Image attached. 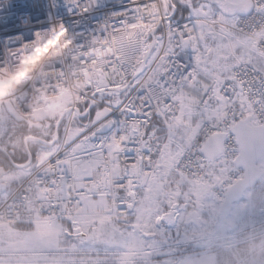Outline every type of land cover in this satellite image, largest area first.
Segmentation results:
<instances>
[{
	"label": "built area",
	"instance_id": "built-area-1",
	"mask_svg": "<svg viewBox=\"0 0 264 264\" xmlns=\"http://www.w3.org/2000/svg\"><path fill=\"white\" fill-rule=\"evenodd\" d=\"M51 2L0 0V61L6 49L30 44L36 33H50L59 23L69 37L59 51L48 47L39 55L29 49L5 65L6 71H0L7 92L0 96V138L9 121L5 101L37 115L51 99L66 95L69 125L81 117V102L110 109V115L83 133L93 144L86 149L91 153L84 155V163L98 161L92 177L78 186V168L64 162L70 155L63 145L54 157L41 161L16 191L1 193L0 223L74 218L85 208V197L102 193L111 200V217L142 219L145 213L147 218L156 213L157 222L171 229L183 208L176 200L160 201V197L165 198L164 186L173 182V173L180 175L179 183L209 185L217 195L242 177V169L235 164L239 149L232 129L247 115L257 124L264 122V70L257 67L262 59L264 65V0H252L249 14L233 16L230 22L217 20L223 29L244 34L252 42L253 53L230 68L229 78L202 74L195 54L201 49L195 18H174L173 11L166 9L168 0H151L157 11L149 18L150 30L125 57L119 66L122 70L100 78L90 64L68 57L75 45L87 47L93 36L103 38L105 25L118 26L123 17L116 14L130 9L131 0H99L83 14L69 12L66 0H59L55 9ZM215 13L220 19L221 13ZM157 28L162 33L152 42ZM122 92L126 93L123 97L119 96ZM184 102L199 108L211 106L215 111L204 112L199 124L185 130L183 150L174 151L175 132L167 119L179 118L178 108ZM107 122L113 128L103 133L100 129ZM220 133L226 135L225 152L211 160L204 149L207 140Z\"/></svg>",
	"mask_w": 264,
	"mask_h": 264
},
{
	"label": "rangeland",
	"instance_id": "rangeland-1",
	"mask_svg": "<svg viewBox=\"0 0 264 264\" xmlns=\"http://www.w3.org/2000/svg\"><path fill=\"white\" fill-rule=\"evenodd\" d=\"M221 1L222 2L220 3L225 2L223 0ZM228 1L230 5L239 3V0ZM226 5L227 6H224L223 14L227 17L231 11L233 12L235 10H233L234 7L229 6L228 3ZM214 7L211 17L196 22L202 38V48L204 49L208 47V60L213 63V65H206L204 70L207 73L210 71L217 72L218 67L221 66V73L229 76L228 69L237 62V58L234 54L231 55L232 49L230 44H232L235 50H237L236 55L238 57L244 56V54L246 55L247 48L246 46L241 47V43L239 41L237 42L227 30L219 27L218 21L214 19L213 13L216 8ZM217 8L223 9V5L219 4ZM191 15H194V11ZM211 39L214 40L210 44ZM242 39L244 40L245 38L243 37ZM219 41L220 45L218 52H216V46ZM201 55L202 54L198 56L201 57ZM56 103V100L51 102L52 112L50 116L46 118L45 122L40 121V123L43 122L44 124V130L41 132L42 140H37L33 137L29 138V140H31V142H28L29 145L37 144L39 146L37 151L38 157H40L42 151L46 149L52 150L61 145L62 139L59 137V134L57 137L54 136L56 130L55 122H63L60 128V131H62L65 127V120L64 114H61V111L57 110L56 107H58V105H56ZM195 110L196 109L193 108L190 114L193 122L198 120V116L195 115ZM99 111L100 110L96 108L93 112L97 113ZM181 112L189 113V109L186 111L182 110ZM29 118L30 123H32V121H38L34 120L32 117ZM91 123L92 120L89 119L88 124ZM79 129L80 127H77L75 124L73 125L69 134L68 142L72 143L76 140L79 136L77 133ZM49 137H51L52 140L46 141L45 139ZM78 161L80 160H77L76 162ZM95 166V162L92 161L85 169L89 171L90 169L95 168ZM88 171H83L80 176L85 177L89 173ZM27 172L29 171L22 169L16 171L12 176L7 177L6 179L14 188V184L22 182L24 177H26ZM2 182L3 180L1 181L0 186L3 184ZM171 190H177L175 185L167 187L165 191L168 194L167 196H170ZM178 192L177 200L180 202L179 204L182 205L183 197H181ZM194 194V196H196L198 193L196 192ZM200 197L205 199L208 198L207 195L204 197L203 195L201 196V194ZM174 199L175 197H172V200ZM108 206V197L102 195L88 199L87 211L84 214V218L87 219L85 222H64L63 225L62 222L57 221L38 224L36 226H26L31 228L29 230H26L25 227L17 224H9L5 226L0 225V264H122L118 262V259H123L125 257L126 259L128 258L125 264H144L145 262H143V260L146 257L149 258L151 255L150 253H154L152 255L155 256L163 255L164 251L159 249L160 246L162 247L159 237L157 239L148 238L150 242L149 244H146V238L143 237L144 235H141V231L145 226L144 221L140 223L142 229L139 232H134V237L133 239L130 238V240L123 239L126 238L128 234L124 237H120L119 230H121V226L115 224V220L113 219L101 217L102 219L100 221H102V223L99 224V227L91 229L93 223L92 220L105 214ZM189 219L190 216L189 213H187L184 217L183 225L181 226L182 229L189 231L188 234L179 237L177 240L168 236V239H173L171 240L175 243L173 245H177L179 248H181L182 244L189 241L192 233L201 234L204 231V228L201 227H191ZM153 221V218L150 219V224H148L147 227L155 225ZM86 222L92 223L87 224ZM88 225H90L88 238L77 236L70 239V237H68V233L78 235L81 232L82 226L88 227ZM114 226L115 228H112ZM193 229H196V231ZM152 231L156 232V228H153ZM112 232H114V239H112ZM174 236L175 235H173V237ZM170 240H166L167 242H164V245L166 243L172 244ZM220 241L222 242V240ZM240 241H243V239H233L231 240V243L228 245L226 244L225 248L219 247L224 255L222 264H264V242L262 244L251 242V245L244 247ZM108 248H110V252H108ZM204 252L205 251L202 249H198L197 251L186 253L187 255L182 256L179 261L176 260L175 262H171L170 260H166L161 263L157 262V264H201L204 261Z\"/></svg>",
	"mask_w": 264,
	"mask_h": 264
},
{
	"label": "snow or ice",
	"instance_id": "snow-or-ice-1",
	"mask_svg": "<svg viewBox=\"0 0 264 264\" xmlns=\"http://www.w3.org/2000/svg\"><path fill=\"white\" fill-rule=\"evenodd\" d=\"M99 0H66L70 5L69 12L83 14L97 5ZM59 0H52L50 7L55 9ZM157 11L156 5L151 0H131L130 9L116 15L123 17L121 23L116 25H105L103 38L93 36L87 47L75 45V51L71 53L68 59L72 62L82 61L84 64H90L93 73L100 78L104 74L112 71L113 74L122 70L125 57L131 55L135 50L137 43L150 30L149 18ZM68 34L63 23L54 26L50 33H36L35 40L30 44H23L18 49L8 48L3 53L4 59L0 61V71H6L5 65L11 60L23 56L29 49H34L39 55H43L51 47L53 51L61 50L68 41ZM41 46L44 51L41 52ZM95 60V64H92ZM58 71H63L59 67Z\"/></svg>",
	"mask_w": 264,
	"mask_h": 264
},
{
	"label": "flooded vegetation",
	"instance_id": "flooded-vegetation-1",
	"mask_svg": "<svg viewBox=\"0 0 264 264\" xmlns=\"http://www.w3.org/2000/svg\"><path fill=\"white\" fill-rule=\"evenodd\" d=\"M202 214L201 226L204 231L190 238L187 246L191 247L187 251L202 249L205 251L204 260L214 256L217 263L222 264L224 255L219 247L225 248L233 239H243L240 242L244 247L251 245V242L262 244L264 242V166L258 183L241 201L234 204L231 212L226 213L221 204L205 206ZM164 250L167 251L166 260L171 262H175L178 256L185 252L173 246L164 247Z\"/></svg>",
	"mask_w": 264,
	"mask_h": 264
},
{
	"label": "water",
	"instance_id": "water-1",
	"mask_svg": "<svg viewBox=\"0 0 264 264\" xmlns=\"http://www.w3.org/2000/svg\"><path fill=\"white\" fill-rule=\"evenodd\" d=\"M246 5L243 8V12H249L251 4L249 0H246ZM0 94L5 95V90L0 83ZM8 110L13 114L16 119L22 120L24 116L14 109L10 102H7ZM110 114L109 110L104 111L100 114L95 123L106 119ZM250 117L235 127V133L238 137V143L241 149V155L238 158V163L247 170L248 176L236 184L232 189L233 195L229 196L227 201V211L230 210L233 203L244 196V192L252 184L255 183L259 168L257 161L264 154V126L259 128H252L248 122ZM112 128V123H108L104 126L103 130L108 132ZM224 135H215L208 142L206 152L211 158H214L217 154L223 152ZM205 264H215L214 260L208 261Z\"/></svg>",
	"mask_w": 264,
	"mask_h": 264
},
{
	"label": "trees",
	"instance_id": "trees-1",
	"mask_svg": "<svg viewBox=\"0 0 264 264\" xmlns=\"http://www.w3.org/2000/svg\"><path fill=\"white\" fill-rule=\"evenodd\" d=\"M203 1H211L214 5L222 4L223 6L228 3V0H223L224 3H220L221 0H172L177 7L175 16L179 19L187 18L193 8L198 7ZM41 128L42 126L38 124L32 125L28 119L13 121L10 134L2 141L0 146V183L4 173L18 168L17 164L19 163H26L30 155L32 160L25 168L29 170L35 167L38 160V145H27L26 137L28 135L41 136ZM158 260L163 261L164 257H159Z\"/></svg>",
	"mask_w": 264,
	"mask_h": 264
},
{
	"label": "bare ground",
	"instance_id": "bare-ground-1",
	"mask_svg": "<svg viewBox=\"0 0 264 264\" xmlns=\"http://www.w3.org/2000/svg\"><path fill=\"white\" fill-rule=\"evenodd\" d=\"M204 7H205V5H204ZM206 7H207V6H206ZM209 13H210L209 11H206V12H205V11L203 10L202 7L196 9V10H195V13H194L195 18H196V21H199V20L204 19L205 16H206V14H209ZM215 19H216V17H215ZM66 99H67V98L64 96L63 101H66ZM23 120H24V119H22V120H20V121H23ZM86 141H88V140L81 141V143H79L77 146L81 147V145H82L84 142H86ZM71 151H74V152H75L76 150H75V148H72ZM50 153H51V152H49L48 154H47V153H44V157L50 155Z\"/></svg>",
	"mask_w": 264,
	"mask_h": 264
},
{
	"label": "clouds",
	"instance_id": "clouds-1",
	"mask_svg": "<svg viewBox=\"0 0 264 264\" xmlns=\"http://www.w3.org/2000/svg\"><path fill=\"white\" fill-rule=\"evenodd\" d=\"M33 55H36V53H33Z\"/></svg>",
	"mask_w": 264,
	"mask_h": 264
}]
</instances>
